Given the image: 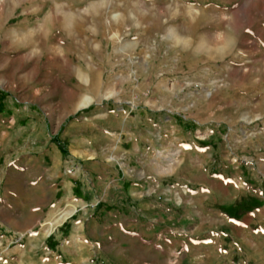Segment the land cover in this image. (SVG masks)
I'll list each match as a JSON object with an SVG mask.
<instances>
[{
    "label": "rangeland",
    "instance_id": "obj_1",
    "mask_svg": "<svg viewBox=\"0 0 264 264\" xmlns=\"http://www.w3.org/2000/svg\"><path fill=\"white\" fill-rule=\"evenodd\" d=\"M0 264H264V0H0Z\"/></svg>",
    "mask_w": 264,
    "mask_h": 264
},
{
    "label": "crops",
    "instance_id": "obj_2",
    "mask_svg": "<svg viewBox=\"0 0 264 264\" xmlns=\"http://www.w3.org/2000/svg\"><path fill=\"white\" fill-rule=\"evenodd\" d=\"M22 185H23L24 190H25V192H26V191H31V190H33V189L36 187L37 183H34V182H23ZM44 197H46V196L44 195ZM44 197H43V198H44ZM43 198H42V199H43ZM19 204H20V205L23 204L21 198H20ZM18 211H19V210H18ZM10 212H12V213H10V214H11L10 216L13 217L14 220H16V216L18 215V214H16V210L13 209V211H10ZM20 212H21V211H19V213H20ZM8 213H9V212H8ZM18 217H19V218H20V217H21V218H22V217L24 218V216H23L22 214H19Z\"/></svg>",
    "mask_w": 264,
    "mask_h": 264
},
{
    "label": "bare ground",
    "instance_id": "obj_3",
    "mask_svg": "<svg viewBox=\"0 0 264 264\" xmlns=\"http://www.w3.org/2000/svg\"><path fill=\"white\" fill-rule=\"evenodd\" d=\"M62 22H63V24H64V21H62ZM87 103H88V102L84 103V105L87 104Z\"/></svg>",
    "mask_w": 264,
    "mask_h": 264
}]
</instances>
